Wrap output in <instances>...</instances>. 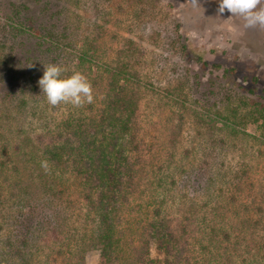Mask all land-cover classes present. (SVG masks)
I'll list each match as a JSON object with an SVG mask.
<instances>
[{
	"label": "trees",
	"instance_id": "16d2710c",
	"mask_svg": "<svg viewBox=\"0 0 264 264\" xmlns=\"http://www.w3.org/2000/svg\"><path fill=\"white\" fill-rule=\"evenodd\" d=\"M69 2L0 0L6 14L0 22V115L39 113L42 124L35 144L25 152L31 159L24 158L23 164L0 161V264H31L37 257L47 264L67 257L72 261L68 264H82L90 251L98 254L99 264H245V252L252 251H245V234H234L217 222L225 220L226 207L218 208L211 200L193 203L198 190L210 196L214 185L202 168L181 169L178 180L163 177L145 183L146 151L138 126L145 87L135 70V44L120 50L112 63L97 66L96 39L86 37L77 45L78 27ZM168 45L184 65L195 60V48L180 34L179 25L168 30ZM199 61L208 81L203 94L193 98L208 105L213 115L201 117V126L221 125L234 135L232 124L264 123V97L252 86L245 91L237 85L235 68ZM47 64L61 66L64 76L73 73L70 68H87L83 70L93 86V103L81 108L60 104L53 109L69 107L66 112L46 117L47 100L38 80ZM88 65L97 68L95 73ZM179 71L178 87L187 86L191 96L198 92L199 75H192L190 67L180 66ZM10 120V115L0 117L3 123ZM3 152H8L6 146ZM42 161H47V171ZM169 190L173 196L180 193L178 216L167 211ZM131 205L142 207L146 217L132 224L134 232L126 241L123 214ZM198 231L203 237L193 244ZM262 236L255 241V253L264 264Z\"/></svg>",
	"mask_w": 264,
	"mask_h": 264
},
{
	"label": "rangeland",
	"instance_id": "374dc122",
	"mask_svg": "<svg viewBox=\"0 0 264 264\" xmlns=\"http://www.w3.org/2000/svg\"><path fill=\"white\" fill-rule=\"evenodd\" d=\"M10 1L26 4V0ZM68 1L70 4H66L67 8L76 11H73L72 20L78 27L75 34L77 45L80 46L86 37L96 39L98 48L94 55L97 66L112 63L120 50L128 48L132 42L135 44L134 61H138L135 70L143 76L142 84L145 87L138 111L139 134L146 151L143 165L145 183L148 185L156 178L163 177H167V181L170 177L178 180L181 169L188 172L191 168H202L206 177L213 178L214 185L210 196L198 190L195 193L198 195L191 197L193 203L202 205L211 200L218 208L225 206L226 218H219L218 224L234 234L243 232L245 251L252 248L250 254L244 251L245 264H261L260 253H255L259 244L255 241L261 235L264 238V224L261 223L264 218L263 120L259 119L256 124L245 121L244 126L231 123L236 130L234 135L229 128L224 129L221 125H218L221 127L219 129H211L205 124L201 126V117L209 114L213 118V115L207 110L208 105L193 97L198 98V94H203L202 88L208 81L206 72L199 68L201 62L197 63L198 58L209 64L235 68L232 78L237 85L245 87V91L252 86L256 94L264 97V29L247 28L242 18L231 16L227 11L218 16V0H199L200 6L193 5L192 0ZM4 12L5 8L0 6V22L6 15ZM177 25L187 43L195 48V60L187 65L181 63V57L176 52L174 54L173 48L168 49V30ZM180 66L184 69L190 67L191 74L195 72L201 79L198 92L192 96L187 86L182 89L178 87L181 85L177 72ZM83 69L87 68L81 66L69 71H79L84 75L88 73ZM91 69L95 73L97 68ZM254 79L255 83H250ZM263 99L261 102L264 103ZM215 101L218 99L211 100L212 103ZM46 104L45 113L49 118H58L69 108L60 106L56 111L48 102ZM27 111L30 112V108ZM37 114L32 117L28 114L27 118L13 112L0 115L11 117L9 122H0V161L6 160L10 164L20 161L23 164L24 158L31 157L25 152H28L31 143L35 144V136L42 125ZM5 146L8 152H3ZM14 152L18 153L10 157L9 154ZM21 180L26 181L27 174L21 176ZM167 195V211L170 215L178 216L177 211L182 206L178 197L180 193L174 194L175 197L169 190ZM131 206L123 214L126 241L134 232L132 224L144 215L142 207ZM198 233L197 239H192L191 243L203 237ZM152 255L160 258L155 251ZM68 259L60 258L57 261L58 264L72 262ZM82 259V264H99L98 254L94 251L86 253ZM31 262L47 264L40 257L33 258Z\"/></svg>",
	"mask_w": 264,
	"mask_h": 264
},
{
	"label": "clouds",
	"instance_id": "9594fccd",
	"mask_svg": "<svg viewBox=\"0 0 264 264\" xmlns=\"http://www.w3.org/2000/svg\"><path fill=\"white\" fill-rule=\"evenodd\" d=\"M192 3L200 6L199 0H192ZM226 11L231 16L242 18L247 28L264 29V0H218L217 15H223ZM43 67L38 85L48 104L53 107L70 104L74 108H81L93 103V86L83 73L74 71L64 76V69L57 64ZM41 167L47 171V161H42Z\"/></svg>",
	"mask_w": 264,
	"mask_h": 264
}]
</instances>
